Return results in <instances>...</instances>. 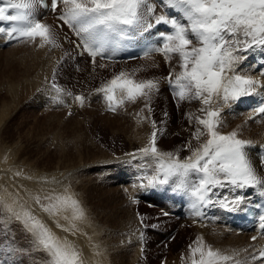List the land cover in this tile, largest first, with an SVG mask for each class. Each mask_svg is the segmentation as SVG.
Instances as JSON below:
<instances>
[{
    "label": "snow or ice",
    "instance_id": "1",
    "mask_svg": "<svg viewBox=\"0 0 264 264\" xmlns=\"http://www.w3.org/2000/svg\"><path fill=\"white\" fill-rule=\"evenodd\" d=\"M49 6L52 12H59L58 20L78 38L77 54L91 57L94 67L97 57L114 56L152 29L159 26L166 29L155 34L156 40L144 48L140 57L154 60L157 54L163 56L169 64L166 77L138 78V73L147 71L146 67L122 68L94 89L111 112L142 101L151 113L161 79L169 84L177 107L182 102L201 104L197 109L199 114L186 113L189 123L195 124L192 138L185 145L189 155L181 158L178 151H163L158 147L160 130L155 120L151 122L153 131L147 144L126 154L143 161L145 170L152 169L151 174L145 171L140 177L146 181L140 187L172 184L174 191L189 197L193 216L201 218L207 207L228 212L243 210L244 195L214 199L220 189L231 192L254 189L264 198V175L249 152L254 142L241 138L240 126L228 133L221 131L222 107L252 97L258 88H264L260 80L237 71L248 58L247 53H264V0H0V36L6 43L39 41L40 48L61 47L53 26L43 22L38 12L39 8ZM260 75L264 76V72ZM52 87L55 103L65 104L63 96L67 95L80 107L84 106L87 97L66 91L55 83V76ZM257 117L261 118L259 122H264V98L251 109L248 119ZM192 140L196 141L195 146ZM261 148L264 150V145ZM260 168L264 170V156L260 157ZM33 199L50 217L69 221L70 226L65 227L59 219L54 220L56 227L72 235L79 231L75 222L88 218L81 201L67 187L63 192L53 188L43 197L36 194ZM0 205V213L6 212L9 219L23 224L32 237V246L46 254V264H85L82 252L20 204L18 196L10 203L0 197ZM140 220L143 223L144 217L140 216ZM258 227L264 233V215H260ZM257 238L253 236L252 240ZM188 252L185 264H248L246 260L236 259L239 253L214 249L203 237H197ZM259 258L264 264V248L259 250ZM256 259L253 255L252 260Z\"/></svg>",
    "mask_w": 264,
    "mask_h": 264
},
{
    "label": "rangeland",
    "instance_id": "2",
    "mask_svg": "<svg viewBox=\"0 0 264 264\" xmlns=\"http://www.w3.org/2000/svg\"><path fill=\"white\" fill-rule=\"evenodd\" d=\"M57 30L59 29L57 28ZM59 31L56 35L58 41L59 37H62L63 32L69 33L65 29ZM17 44L14 46H7L6 48L0 47V110H4L3 105H9L7 113L5 111H0L2 140L9 146L15 145L14 142H16V144L19 143L16 145L17 148L21 145L20 149L24 152V154H22L23 152H19L20 156L24 158L25 162L27 160L26 158H28L26 164H32L34 171H41V173L47 174H52L53 172L54 174L61 173L60 175L64 176V179L66 177L65 180L69 182V184L67 183V188L69 190L74 188V190L78 192V195L83 198L81 200L83 201L81 202L82 205L87 206L89 211L94 213L95 218V214L101 215L100 220L102 227L106 226V222L110 220L106 216H109L112 212L113 214L117 213L123 223H130V228H133L132 223H134L133 220H135L134 212H141L144 217L142 223V228L144 230L142 237L145 240V246L142 250L145 254V264H168L169 260H174V256L175 260L178 259L177 255L180 253V249L176 250V253L172 255V251L169 247V244L173 242L177 234L180 233V239L178 240L179 245L184 244L189 249V245H192V243L184 234L182 235L178 227L174 226V224L176 225V218L164 217L158 209H155L159 213L157 214V218L163 219V216L168 220L165 222L162 221L159 224V228H157L155 212L148 210V208H152L145 202L133 203L131 196L129 198L126 190H123V186H127L130 189L136 188L138 182H141L140 177L144 175L145 171H147L148 174L152 172L151 168L147 170L143 167L140 168L143 161L132 160V158L126 154L135 152L137 148L139 149L147 144L151 132L153 131L151 123L153 120L156 121V127L160 130L157 144L161 150L169 151L172 150V147L179 149V151L184 149L187 142L184 137V126L186 124L184 120L187 119L186 113L191 112L189 108L191 104L182 102L180 106L177 107V102L174 100L171 92L170 96L165 95L160 89L159 94L153 98V111L151 113L145 108L142 101L135 104H126L116 112L108 111L106 104L100 96L95 94L94 89L99 87L102 81L111 78L114 72L120 70L119 68L111 66L101 68L99 64L96 69H91L89 64H84L83 60L79 61L73 56L74 54H72V51L64 50V54L68 53L66 57L61 58L59 57V48L46 46L44 48L47 49L43 48L40 54L38 51L35 52L31 50L39 44L33 46H22ZM68 46L73 47V44L69 41ZM254 53L255 52H252L251 55L256 56ZM36 54L40 56L37 57ZM139 61L141 62V66L147 68V60ZM76 63H83L81 67L82 70L77 69ZM112 63L114 62L106 64ZM164 64L166 65V63ZM60 65L62 67H60ZM45 66L47 68L51 67V75L50 73L47 75V77L49 76L48 79L47 77L45 79L41 77L42 68ZM133 68L135 67L133 66ZM166 69L167 68L163 67L162 71L165 72ZM84 70L86 71L84 72ZM143 74V72H140L138 78H143ZM54 76L55 83L66 91H71L73 95L82 93L84 95L88 94L90 97V99H88L89 102L85 101L84 106L80 107L79 103L74 101L73 97L65 95L63 96L65 104L55 103L54 97L56 93L52 87ZM160 77L164 76L162 75ZM43 80L45 82H43ZM13 85L21 86L20 89H22V91L20 90L19 94L15 93V91L12 90ZM165 96L168 99H166ZM223 107L221 111L222 119L227 117L232 118L233 116L238 119L242 118L236 116L234 113L228 114L226 109L223 110ZM142 109L143 111L141 112ZM165 113H167V115H165ZM194 113H196L195 110ZM224 120L225 122H233L232 119ZM168 128L169 130L167 132ZM181 128H183V130ZM262 136L264 137V135ZM142 137H144V139ZM263 137L261 138L262 141L264 140ZM253 139H256V137ZM253 139L252 141H254ZM17 140L20 142L17 143ZM11 143L12 145H10ZM34 159L37 161V164L35 163L36 166L32 162ZM127 159H129V161H127ZM139 161L140 163H138ZM128 162L131 163L129 164ZM58 177L56 176V178ZM132 184L135 187L132 186ZM130 186H132V188ZM125 195L129 198L127 204L122 201ZM109 205L113 210L111 212L108 211ZM113 205H115V209ZM4 213H0V218L2 217V219H0V225H2V227H0V264H14L12 262H16V264H32L30 258L33 257V251L31 252V249L27 248L31 241L25 232L26 235H23L24 233L21 231L23 226L16 220L6 219ZM9 225L10 227H7ZM14 226L18 227L14 228ZM10 231H12V233ZM18 232H22L23 234H19ZM18 235L20 238H17L19 237ZM156 235L161 238H159L161 243L158 246L154 244ZM171 237L173 238L171 239ZM128 244L129 243L125 245L119 244V251H113L114 253H112V255L116 257V254L119 253L117 256L120 257V259L121 257L125 258L123 259L125 264H132L134 255L132 247ZM10 248L14 250L13 252H17L13 254ZM14 248H16V250ZM22 251L24 254H22ZM117 263L119 262L117 261ZM35 264L38 263L35 262Z\"/></svg>",
    "mask_w": 264,
    "mask_h": 264
},
{
    "label": "bare ground",
    "instance_id": "3",
    "mask_svg": "<svg viewBox=\"0 0 264 264\" xmlns=\"http://www.w3.org/2000/svg\"><path fill=\"white\" fill-rule=\"evenodd\" d=\"M158 11H159V8H158ZM38 12H39L40 17L43 19V22L53 26V28H54V30L56 32V35H57V33H58V31L60 29L57 30V27L50 21L51 18L49 16H44L43 15L42 8H39ZM50 15H52V14H50ZM64 29L67 30L68 32L70 31V39H72L74 37V35H73L74 33L72 32V30L69 29L66 25H64ZM0 40H1V38H0ZM57 42L61 45V47H59V49H60V56L58 55L59 57H61V58L66 57V55L64 54V50L72 51L73 52L72 54H74L73 56H75L79 61L83 60L84 64H89V67L91 69L92 68L96 69L99 64H106V63H111V62H114V63H112L113 65L112 64H107V65L111 66V67L119 68L120 70L122 68L132 69L133 66L134 67L141 66V64H140L141 62L139 60H145V59H142L140 57L129 58L127 60H123L121 58L120 53L117 52L114 56H109V58L107 60H105V62L103 60H100L99 57H97L96 58V66L94 67L91 57H89L86 54L84 55V57H78L77 56V51L75 50V48H73L72 46H68L69 42L64 43L61 36L59 37V41L57 40ZM17 43L18 42L12 43V44H10L8 46H14ZM37 44H39V41H37V43H35V44H33V43H20V44H17V45H22V46L23 45H31V46H33V45H37ZM4 47H7V46H4ZM44 49H47V48H44ZM31 50L32 51L34 50L35 52L36 51L40 52V51L43 50V48H40L39 45H37V47H33ZM249 53H247V55ZM40 54H41V52H40ZM254 54H256V53H254ZM36 56H37V54H36ZM39 56H37V57H39ZM38 59H41V58H38ZM115 62H117V63H115ZM163 62L166 63L164 58H163V56H161L159 54L155 55L154 60H147V71H143V73H144L143 74V78H149V77H152V76L160 77L162 75L164 77L167 76L168 73H169V64L166 63V65H165ZM243 62L239 65V67L237 68V71H240L243 74L251 75L255 79L260 80L259 77H258L260 72L255 73V74L253 72H251V73L250 72H246L244 70V68H243ZM153 63L158 64L159 66L158 67H150V65H152ZM262 63L263 62H261L259 64L258 63L255 64L256 70L260 69V68L262 70H264V68H262ZM82 64H80L79 67L77 66L78 65L77 64L76 65L77 69H81ZM173 65H175V60L173 61ZM48 67H49V65H48ZM60 67H62V66L60 65ZM163 67L167 68L165 72L162 71ZM50 68H47L46 66L42 68L41 77L43 79H45L47 77V75L50 73ZM178 70L179 69L177 68V71ZM85 71L86 70H84V72ZM35 75H37V74H35ZM50 75H51V73H50ZM140 75L138 73V76H140ZM38 77H39V73H38ZM41 77H40V79H41ZM48 77H47V79H48ZM260 81L262 83H264V76H263V79H261ZM40 82H42V81H40ZM43 82H45V81L43 80ZM41 84H43V83H41ZM20 88H21V86H19V85H13L12 86V90L15 91V93H18V94H19L20 90L22 91V89H20ZM160 89L162 90L163 94L170 96V92H169V90L166 87H164L163 82H162V84H160ZM261 89L262 88H258L256 94H259ZM162 92H161V94H162ZM163 98H164V95H163ZM165 98L168 99L166 96H165ZM166 99H165V101H166ZM13 102H15V101H13ZM16 103H18V102H16ZM235 103L236 102H230L228 105H224L223 110L226 109L228 114L232 113L229 110H231V107L233 105H235ZM190 104L191 105L189 106V108L191 109V112H194V110H195L196 113L199 114L197 112V109H199L201 107V104L198 101H193ZM3 107H4V110H0V111H2V112L5 111L7 113V110L9 109V105L8 106L7 105L6 106L3 105ZM13 107H15V106H13ZM101 114H102V112H101ZM178 115L180 116L179 113H178ZM248 116H249V113H247V115L244 116V117L242 116L241 119H238L237 117H234V116L232 118L231 117L224 118V119H232L233 122H228V121L225 122V120L223 119V126L221 128V131L224 132V133H228V132H231L232 130L236 129L238 126H240L241 138L252 140L254 137H256V139H253L254 140L253 142H256V141L260 142V149H256V150L257 151H264L261 148V145H264V143H263L264 140L262 141V139H261L263 137L262 135H264L263 122H259L261 119L249 120ZM1 117H3V116H1ZM184 121L186 122V124L184 126V129H185L184 132H185V135L187 136L186 137L184 135V137L186 138V141L188 142L192 138V132L195 130V124L194 123H189L188 119H185ZM251 121H253V122H251ZM0 124H1V122H0ZM1 128H2V124H1ZM181 129L183 130V128H181ZM152 130H153V128H152ZM168 130H169V128L167 129V132H168ZM176 130H177V128H176ZM1 133L2 132L0 130V197L4 198L7 202L10 203L13 197H17L18 196L20 204H23L25 208L31 209L33 214L38 216L41 220H43L52 229V231L56 233L57 236H59L61 238L67 237V239L69 241H71L82 252L83 258L85 260V264H125L124 260H123L125 258L121 257V259H120V257L117 256V254H119V253L116 254V257H114V255H112V253H114L115 251H119L118 250V247H120L119 244L125 245L127 243H129L128 245L131 246L132 250H133L134 261L132 262V264H136V262H137V264H145V254H144V252L142 250L144 248V246H145V240L142 237V233H143L144 230L142 228V223H141V220H140V216H142L141 212H136V211L134 212L135 220L132 219L134 221V223H132V227L133 228H130V226H129L130 223L129 224L127 222L123 223L121 218H119L120 216L118 217L117 213L113 214L111 212L113 210L111 209V207L109 205L108 211H110L111 213L109 214V216H106V217H108L110 220L106 222V226L102 227V223H101V220H100L101 215L95 214V216H96V218H95L94 217V213L90 212L89 208L87 206L83 205L84 208L87 211L88 218H87V220H85L83 222H79V221L75 222L77 228L79 229V231H77L75 235H72L69 232L63 231L61 228L56 227V224H55L54 220L55 219H59L60 224L64 225L65 227H69L70 226L69 225V221H66V220H64L62 218H53V217H50L48 214L42 212L40 210L39 206L35 203L33 197L36 194H40L41 197H43L44 195L47 194L48 191H50L53 188L56 189L57 192H63L65 187L68 186L67 183L69 184V182H67L65 180L66 177L64 179V176L60 175L61 173L60 174H54V172H53L52 174H47V173H41V171H39V172L38 171H34V167L32 166V164L31 165L29 163L26 164L28 158H26L27 160L25 162L24 158L21 157L20 154H19V152L20 153L23 152V151H21L22 149H20L21 145L19 146V148H17V146H16V145L19 144L18 142H20V141L17 140L18 144H16V142H14L15 145H13V146L6 145L5 142L2 140V134ZM175 134H177V133H175ZM167 135H168V133H167ZM177 135H179V134H177ZM142 138L144 139V137H142ZM3 139H4V137H3ZM192 143H193V146L196 145V141L195 140H192ZM10 145H12V143ZM132 147H133V145H132ZM171 149L172 150H169V151H178L179 155L181 156V158H184V157H186L187 155L190 154L189 151L186 149V147H184V149H181L180 151H179V149H176L174 147H172ZM22 154H24V152ZM250 155H251V157L253 159V162L256 164L258 171H260V168L258 166V161L254 157L253 153L251 152ZM30 161H31V159H30ZM127 161H129V159H127ZM32 162H33V164H35V163L37 164V161H35V159ZM79 162H81V161H79ZM132 162H134V161H132ZM138 163H140V161ZM36 164H35V166H36ZM141 167L142 166L140 165V168ZM39 170H40V168H39ZM139 170H141V169H139ZM121 171H122V169H121ZM142 171H143V169H142ZM18 173H19V175H18ZM56 176L57 177L59 176L58 178H60V179L56 178ZM143 182H144V180L141 179V182H138L136 188H132V186H134L132 184V186H130L132 189L128 188L127 186L125 187V186L122 185L123 186V190L124 189L126 190L129 198H130V196H131V198H133V196H137V195L138 196H142L147 201L153 202L155 204V207H159L158 210L165 209V211H170L171 213H175L176 212L177 218L175 216L176 225L174 224V226L178 227V229L181 230L180 232L182 233V235L184 234L185 237L189 241H191L193 246H194V241H196L197 237H203L204 241L207 244L211 245L214 249H219V250L224 251V252H226L228 254H231L233 251H235V252L239 253V255L236 256V259L241 260V261H245L246 260L248 262V264H257V263H259L258 261H253L251 259V256L253 255L254 249L261 245L260 242H257V241L256 242H250L249 241V235H246V234H237L235 232H226L221 227L220 223L217 222V221L206 222V219H204V218L193 216L192 210L190 209V206H189L190 205V200L186 201L185 199H183L180 196H174V195L170 194L171 204L169 202L167 203L166 200L161 196V192H160V188H162L164 185L163 186H159L158 190H153L152 187H140V185ZM143 184H146V181ZM172 190L173 189H170V192H172ZM220 190L224 191L221 194L222 197L223 196L232 197V196L236 195L235 192H231L227 188L226 189H220ZM69 191L72 192V193H75L76 197L80 201L83 199V198H81L80 195H78V192L76 190H74V188H72V190H69ZM251 192H252V190H251ZM129 198H127L126 195H125L122 198V201H124L127 204ZM42 202L46 203V201H43V200H42ZM81 202H83V201H81ZM114 206L115 205H113V208H114ZM0 207H2V205H0ZM136 208H137V206H136ZM215 208H217V210H218V212L216 214L217 217L218 218H223L224 210L220 209L219 207H207V208L203 209V211L205 212V214H209L210 210H212V209L214 210ZM148 210L149 211H154L155 212V218H157V214H159L157 212V210L150 209V208H148ZM108 211H107V213H108ZM4 214L6 215L5 218L9 219L8 214L6 212ZM0 219H2V217ZM12 220H15V219L12 218ZM106 220H108V219H106ZM162 221L165 222V221H168V220H166V218H163V219L157 218V228H159V224ZM18 223L21 226H23V224L21 222L18 221ZM7 227H10V225L7 226ZM17 227L14 226V228H17ZM161 227H162V225H161ZM8 230H9V228H8ZM19 230H20V228H19ZM21 231H23V233L25 232L27 234V237H29L30 241H32L31 235L25 231L24 226L21 229ZM158 231H159V229H158ZM10 232L12 233V231H10ZM21 233H19V234H21ZM25 233L23 235H26ZM12 235H14V234H12ZM25 237H23V238H25ZM17 238H20V236L17 237ZM159 238H160V236L158 237V235H156V237L154 238V244L156 246H158L161 243ZM172 238L173 237H171V239ZM15 239H16V237H15ZM179 239H180V233H178L177 236L175 237V239L173 240V242L169 244L170 250L172 251V255H174L176 253V250L180 249V253L177 255L178 259L175 260V256H174V260L173 261L169 260L168 264H185V261H186V259L189 256L188 248L184 244H180L179 245V243H178ZM25 240H27V239H25ZM6 241H8V240H6ZM121 241H122V243H121ZM20 242H22V241H20ZM23 243H25V242H23ZM28 245L29 246L27 248L31 249V252L33 251L32 252L33 257L30 258L31 263L35 264V262H37L38 264H46V260H47L46 254L44 252H42V251L36 250L32 246L31 242ZM26 246H27V244H26ZM3 247H5V246H3ZM16 248H14V249L16 250ZM10 249L12 250L13 254L17 252V251L13 252L14 250L12 248H10ZM25 249H26V247H25ZM245 249L247 251H245ZM12 253H11V255H12ZM30 253H29V255H30ZM9 254H10V252H9ZM22 254H24V252ZM25 255L29 256L28 254H25ZM182 256L184 257V259H182ZM13 261H16V260H13ZM117 261L119 263H117ZM12 263L16 264V262H12Z\"/></svg>",
    "mask_w": 264,
    "mask_h": 264
}]
</instances>
